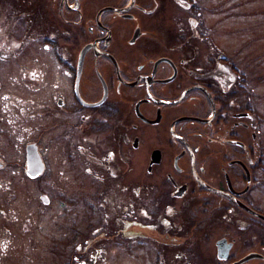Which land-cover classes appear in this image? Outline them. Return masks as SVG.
<instances>
[{
    "label": "flooded vegetation",
    "instance_id": "af4514ba",
    "mask_svg": "<svg viewBox=\"0 0 264 264\" xmlns=\"http://www.w3.org/2000/svg\"><path fill=\"white\" fill-rule=\"evenodd\" d=\"M197 5L0 0V264L30 247L31 264H99L109 247L143 264H264L257 101L239 65L202 49ZM94 167L103 193L76 201L75 228L67 170Z\"/></svg>",
    "mask_w": 264,
    "mask_h": 264
},
{
    "label": "rangeland",
    "instance_id": "374dc122",
    "mask_svg": "<svg viewBox=\"0 0 264 264\" xmlns=\"http://www.w3.org/2000/svg\"><path fill=\"white\" fill-rule=\"evenodd\" d=\"M195 3L199 4L197 7L201 5L202 9L200 11L202 12L206 34L208 35L207 44H204L202 49L223 51L228 56L229 61L244 69L246 81L252 82L249 87H253V90L249 91L253 92L257 101L261 126L260 139L264 145V0H195ZM174 8L178 11L180 17L186 16L182 9L178 10L177 6ZM20 43L22 45L21 49L26 48V50L28 49L27 51H31V45L30 47L28 46L29 42ZM0 47L4 50L11 49L12 44L2 42ZM19 62L22 66L31 67V53H21ZM8 64L11 65L12 62L8 61ZM4 80L6 79L4 78ZM99 170L101 169L94 167L90 173L86 172L84 175H81L80 170H67L68 222L70 226L80 227L79 219L75 215L80 209L76 201L94 192L103 193V181L95 180L92 176L93 171ZM131 174L132 177H135L133 171ZM133 182H135L134 179ZM41 187L45 189L46 185L42 184ZM41 192L37 190V187L36 190L34 189L36 204H38V195ZM89 204L91 203L89 202ZM76 218L77 222L75 225ZM35 224L37 227L41 226L43 231L36 234L37 239H39L37 242L44 243L46 237L48 238L45 234L48 226L45 214H37ZM73 233L72 230L68 229V238ZM10 235L13 236V233ZM18 241L20 242L21 240L19 239ZM29 242L31 244V241ZM12 243L15 245L17 241L12 240ZM113 252H115V255H113ZM68 254H70V249ZM42 257V261H49V255L44 250ZM142 258V256L133 258L121 253L117 247H109L104 251L103 256L99 258L101 259L99 264H143ZM14 259L12 257L7 264H31V247L26 258L20 259L19 256H15ZM68 264H70L69 261Z\"/></svg>",
    "mask_w": 264,
    "mask_h": 264
},
{
    "label": "trees",
    "instance_id": "16d2710c",
    "mask_svg": "<svg viewBox=\"0 0 264 264\" xmlns=\"http://www.w3.org/2000/svg\"><path fill=\"white\" fill-rule=\"evenodd\" d=\"M244 70V69H243ZM245 73V72H244Z\"/></svg>",
    "mask_w": 264,
    "mask_h": 264
}]
</instances>
